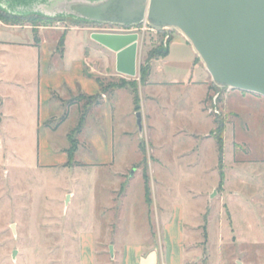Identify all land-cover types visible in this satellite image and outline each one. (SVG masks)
I'll use <instances>...</instances> for the list:
<instances>
[{"label":"rangeland","instance_id":"rangeland-1","mask_svg":"<svg viewBox=\"0 0 264 264\" xmlns=\"http://www.w3.org/2000/svg\"><path fill=\"white\" fill-rule=\"evenodd\" d=\"M0 2L7 7L1 8L0 4V16L10 13V9L23 11V15L12 19L32 27L33 34L38 27L60 29L54 32L58 40L56 52L61 37L71 26L88 27V33L138 34L136 75L117 73L104 87L105 92L114 93L117 88L127 92L118 110L127 131L118 140L114 172L119 174L100 170L101 184L96 193L95 215L105 227L119 221L124 210L123 228L113 232L116 240L132 233L128 227L133 222L137 223L138 233L140 223L156 227L160 205L170 203L185 209L187 238L195 264H264L262 95L218 86L200 58L191 73L195 82L159 85L168 69L161 58L168 42L176 43L180 34L177 30L157 31L142 24L132 27L42 15L62 10L56 1ZM1 30L8 35V30ZM174 49L179 56H187L181 45ZM106 51L107 60L113 62L115 52L110 48ZM0 57L5 60L0 69V97L3 107L11 112L5 129L0 128V264H78L80 250L75 235L94 215V209L89 208L88 193L73 200L70 196L74 179L79 174L87 177L90 172L82 163L91 156L87 124L85 133L80 134L77 123L80 115L88 112V103L93 106L101 101L83 100L81 92L66 98L54 97L59 109L51 122L44 123V129L52 131L51 137H58L60 143H66V133L70 132L78 153L68 167L44 169L29 165L38 159L39 133L32 124L33 113L28 110L24 78L37 61L30 52H5ZM112 70L116 72L115 67ZM149 79L156 84L146 85ZM71 101H82L83 106L79 109L75 103L70 105ZM138 111L142 113V129L137 124ZM1 124L0 112V127ZM220 127L222 152L217 142ZM114 182L117 191L112 187ZM106 248L99 245L98 250ZM107 253L108 249L103 252ZM103 254H98L100 260Z\"/></svg>","mask_w":264,"mask_h":264},{"label":"crops","instance_id":"crops-1","mask_svg":"<svg viewBox=\"0 0 264 264\" xmlns=\"http://www.w3.org/2000/svg\"><path fill=\"white\" fill-rule=\"evenodd\" d=\"M0 27L9 31L8 35L4 36L5 31L0 29L1 54L30 52L37 61L29 68V73L24 78L25 91L29 100L28 110L33 113L32 124L39 133L38 159L36 164L30 162L29 165L45 169V167L63 166L70 160L67 152L70 147L68 137L70 132L66 133V143H60L58 137H51L52 131L44 129V123L51 122L55 112L59 109V104L54 97L66 98L76 92H81L86 96L101 93L99 98L101 102L95 103L93 106L88 103L86 107L88 112L80 115L81 119L83 117L80 134L85 133L87 124L88 143L91 151V156L85 157L82 163L90 172L87 177L85 174H79L78 178L74 179L70 196L73 200L77 196L80 197L88 193L89 208L90 210L94 209V215L79 227L80 234L75 235V242L80 250L78 264H195L192 251H190L191 243L187 238L186 212L182 206H171L170 203L167 206L160 205L156 216L157 220L154 223L156 227L153 223L152 226L148 222L140 223V233H138L136 231L137 223L133 222L128 227L132 233L117 240L114 238L113 232L123 228L124 210L120 212L119 221H113L106 227L104 224L103 227L96 218L95 207L98 204L96 193L98 184H101L98 173L100 170H105L114 175L119 174L114 172L118 158V140L122 139V134L127 132L124 116L118 111L120 99L127 92L123 88H117L114 93L103 92L108 80H112V77L117 76V73H123L118 69L117 54L115 53L113 62L108 61L106 50L109 48L96 41L93 38L94 33L87 32L90 30L88 27L71 26L64 33V43L59 46L58 52L54 47L58 42L57 39H54V32L60 29L38 27V31H36L39 42L36 44L32 27L28 25L6 24L0 19ZM51 36L53 39H50ZM173 42H168L167 54L161 58L163 66L167 65L168 69L164 71L166 76L159 85L195 82L191 73L200 64L198 54L181 34L176 37V43L173 44ZM177 45L184 47L187 56L182 57L175 52L174 48ZM100 47L106 48V50H102ZM137 59L138 50L136 63ZM4 65L5 60L0 57V69ZM113 67L116 72L112 70ZM202 70L204 69L202 68ZM152 83L156 84L149 79L146 85ZM148 98L155 100L151 96ZM3 105L4 100L0 97V112L2 113L0 128L5 129V123L11 112L6 110ZM74 106L80 109L83 106L82 101L75 103ZM145 114L147 120L146 110ZM64 124L65 122L60 124L57 130ZM77 153L78 151L75 155ZM86 183L88 184L86 185ZM116 184L114 182L112 185L115 187V191H117ZM106 186L107 184L104 187ZM160 213L163 215L162 217H160ZM102 230L106 231L105 234L102 233ZM99 245H107L108 248L99 251ZM111 246L113 252H111ZM107 249L108 253L103 254V252H107ZM100 252L104 255L101 260L98 256Z\"/></svg>","mask_w":264,"mask_h":264},{"label":"water","instance_id":"water-1","mask_svg":"<svg viewBox=\"0 0 264 264\" xmlns=\"http://www.w3.org/2000/svg\"><path fill=\"white\" fill-rule=\"evenodd\" d=\"M49 1L59 2L63 8L42 15L132 27L147 21L159 31L177 30L190 42L218 86L264 97V0ZM111 6L123 11L122 20L102 19ZM9 12L24 14L14 9ZM93 38L117 54L119 71L136 75L137 33H94ZM136 116L142 129L141 111ZM110 249L113 252L112 246Z\"/></svg>","mask_w":264,"mask_h":264},{"label":"trees","instance_id":"trees-1","mask_svg":"<svg viewBox=\"0 0 264 264\" xmlns=\"http://www.w3.org/2000/svg\"><path fill=\"white\" fill-rule=\"evenodd\" d=\"M17 17L18 16L15 15V14L7 13V15L0 16V19L3 22L7 23V24L16 25V24H18L17 23L18 21L16 19H12V18H17ZM34 39H35V43L37 44V42H39V38L37 36V31L36 30L34 31ZM63 43H64V36L61 37L60 45L62 46ZM167 48H168V44L166 45V48L164 49V53H163L164 55L167 54ZM147 74L144 75V78L145 79L147 78ZM103 92H105V91H103ZM100 97H101V93L100 94H97V95H88V96L83 95L82 98H83V100H87L89 102H92L94 100H98ZM78 102H81V101H73V102L71 101L70 102V105H72L74 103H78ZM136 107H137V109H139V105H137ZM82 124H83V117L80 120V122L78 123V128L79 129L77 131L81 130ZM217 129L219 131V135L217 137V142H218V145H219V151L222 152V150H223V129L221 127L220 128H217ZM68 137H69V140H70V142H71L72 145L67 149V152L69 154L70 160H69L68 163L65 164L66 167L69 166V164L71 163L72 159L75 156V153L77 152V147L73 145V143L76 141V139H71V133H69ZM144 179H145V192H146V197L149 198L150 191H149V188H148V177H147V174L146 173L144 175Z\"/></svg>","mask_w":264,"mask_h":264},{"label":"flooded vegetation","instance_id":"flooded-vegetation-1","mask_svg":"<svg viewBox=\"0 0 264 264\" xmlns=\"http://www.w3.org/2000/svg\"><path fill=\"white\" fill-rule=\"evenodd\" d=\"M8 6H11V4L9 3ZM111 10L105 12L104 14H102V19H110V20H115V21H119L122 20V17H124L123 15H121L120 13H123V11H119L118 12V6L116 7H110ZM62 17H66V16H62ZM66 18H73L74 20H78V21H85V20H79L76 19L74 17H66ZM88 22V21H85ZM89 23H97V22H89ZM102 24V23H100Z\"/></svg>","mask_w":264,"mask_h":264},{"label":"built area","instance_id":"built-area-1","mask_svg":"<svg viewBox=\"0 0 264 264\" xmlns=\"http://www.w3.org/2000/svg\"><path fill=\"white\" fill-rule=\"evenodd\" d=\"M142 25H145V28L149 26V28H151V29H156V28L152 27L147 21H144V23ZM157 31H159V30H157Z\"/></svg>","mask_w":264,"mask_h":264}]
</instances>
